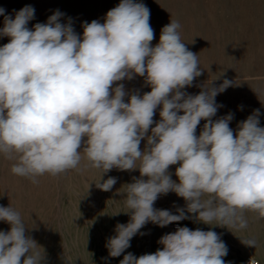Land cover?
I'll return each mask as SVG.
<instances>
[{
	"label": "clouds",
	"instance_id": "1",
	"mask_svg": "<svg viewBox=\"0 0 264 264\" xmlns=\"http://www.w3.org/2000/svg\"><path fill=\"white\" fill-rule=\"evenodd\" d=\"M5 12L0 7V37L9 38L0 46V154L16 161L11 172L34 184L45 174L87 168L101 170L100 181L114 168L140 173L118 190L126 194L124 213L130 220L118 223L107 240L110 257L124 253L149 222L165 227L191 218L188 213L198 222L239 231L248 226L245 211L264 218L260 111L239 122L234 134L232 113L212 119L222 107L215 97L232 86L231 80L218 87L210 80L195 95L182 91L203 73L198 56L181 39L178 21L170 20L152 46L150 9L135 0H121L103 23L84 22L82 35L70 21L60 22L59 10L32 29L31 5L15 11L14 18ZM135 76L144 77L151 91L129 94L117 83ZM177 164L178 182L169 172ZM100 181L97 188L111 191L117 178ZM169 192L186 202L177 214L154 208ZM0 221L11 225L10 231H0V264H41L43 252L26 236L20 213L0 206ZM241 242L257 243L254 238ZM158 244L163 247L154 253L128 252L120 264H225L228 254L215 231L186 226L163 235Z\"/></svg>",
	"mask_w": 264,
	"mask_h": 264
},
{
	"label": "rangeland",
	"instance_id": "2",
	"mask_svg": "<svg viewBox=\"0 0 264 264\" xmlns=\"http://www.w3.org/2000/svg\"><path fill=\"white\" fill-rule=\"evenodd\" d=\"M121 0H0V7L6 15H12L26 5L35 9L34 19L29 21L32 29L36 23H46L56 10L64 15L61 23L71 22L75 32L83 34L82 24L98 20L103 23L106 13L116 7ZM150 9V25L154 30L155 46L159 42L161 29L178 21V30L186 47L198 56L202 75L195 78L193 86L182 91L198 94L201 86L210 80L219 86L224 79L231 80L232 86L215 97L219 107L212 119L216 120L232 113L229 126L235 131L239 122L245 120L253 111H260V126L264 127V0H135ZM15 10V11H14ZM4 16H0V29L4 26ZM9 42L8 37H0V46ZM123 83L129 94L141 96L151 91L145 78L135 76L117 82ZM116 85L114 84L113 87ZM128 102V97H125ZM242 106V108L240 107ZM160 107L153 120L158 122ZM180 114H183L182 112ZM205 121L197 127L200 134ZM155 124H153V127ZM150 134V131H149ZM147 141H141V150ZM83 147V145H82ZM82 150V149H81ZM16 161L8 160L0 154V206L18 211L25 222V234L39 246L36 251L43 252L41 264H120L124 255L131 252L136 257L154 253L162 249L158 240L165 234L173 233L178 227L191 230H213L221 236L228 248L225 264H247L248 256H258L264 264V218L245 211L248 226L243 230L228 229L207 225L191 218L159 227L147 223L130 241V247L119 257H110L106 248L107 240L114 236L118 223L127 224L130 214L125 207L123 185L140 177L138 170L120 171L112 169L101 178V170L87 168L83 171L69 170L58 176L45 174L37 177L38 183L11 172ZM177 165H172L171 178ZM116 177L117 183L111 191H102L96 183H103L109 177ZM144 179H147L146 177ZM186 202L174 192L161 195L154 203L156 209H167L173 214L176 208L185 207ZM118 213V214H117ZM11 225L0 221V231H10ZM255 239L256 247L244 245L241 240ZM241 239V240H240ZM24 258L22 257V260Z\"/></svg>",
	"mask_w": 264,
	"mask_h": 264
},
{
	"label": "built area",
	"instance_id": "3",
	"mask_svg": "<svg viewBox=\"0 0 264 264\" xmlns=\"http://www.w3.org/2000/svg\"><path fill=\"white\" fill-rule=\"evenodd\" d=\"M247 264H260L259 261L253 256H248L246 259Z\"/></svg>",
	"mask_w": 264,
	"mask_h": 264
},
{
	"label": "bare ground",
	"instance_id": "4",
	"mask_svg": "<svg viewBox=\"0 0 264 264\" xmlns=\"http://www.w3.org/2000/svg\"><path fill=\"white\" fill-rule=\"evenodd\" d=\"M253 257L256 258L257 260H258V258H259L258 256H253ZM258 261H259V260H258ZM259 263H260V262H259Z\"/></svg>",
	"mask_w": 264,
	"mask_h": 264
}]
</instances>
